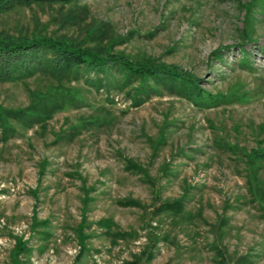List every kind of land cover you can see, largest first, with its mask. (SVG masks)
Instances as JSON below:
<instances>
[{
    "label": "rangeland",
    "instance_id": "rangeland-1",
    "mask_svg": "<svg viewBox=\"0 0 264 264\" xmlns=\"http://www.w3.org/2000/svg\"><path fill=\"white\" fill-rule=\"evenodd\" d=\"M78 5L87 17L76 26L56 22L57 5H33L1 14L0 33L81 39L101 21L111 37L125 40L115 53L175 65L211 96L200 102L155 85L138 97V82L122 89L116 73L89 75L88 82L47 72L0 80L3 108L27 107L33 92L61 89L71 98L60 99L63 108L43 126L11 121L15 133L5 138L0 130V264L10 261L19 239L29 249L20 255L26 264H125L148 249L150 233L158 243L152 260L141 257L140 264H224L217 241L227 264H264V211L248 180L257 170L264 196V160L248 163L253 151L264 152V0ZM125 160L155 178L160 200L184 196L183 216L152 219L122 206L134 200L150 209L156 201L153 187ZM34 218L47 225L32 229ZM103 219L113 222L109 235L96 225ZM82 222L85 253L77 263Z\"/></svg>",
    "mask_w": 264,
    "mask_h": 264
},
{
    "label": "trees",
    "instance_id": "trees-1",
    "mask_svg": "<svg viewBox=\"0 0 264 264\" xmlns=\"http://www.w3.org/2000/svg\"><path fill=\"white\" fill-rule=\"evenodd\" d=\"M78 2L79 0H0V15L18 7L28 8L33 5L37 7H52L57 5L59 10L56 22L62 27H70L78 25L81 17H87V8L79 6ZM64 8L65 11L62 12ZM110 34L107 24L101 21L92 22L88 25L81 39L64 35L53 36L39 31L16 35L0 33V80L15 81L21 78H31L38 72H47L54 76L71 77L73 79L85 77L88 82L89 75L111 79L116 73L121 74L122 80L119 87L122 89L138 82V85L133 88V93L138 97L155 90V85H165L171 91L184 92L189 97H193L200 102L204 101L206 96H211L210 93L205 92L197 85L191 75L180 70L175 65H167L153 58L132 60L124 54L115 53L113 46L118 42L121 43L124 38L111 37ZM218 52L219 49L215 53ZM52 92L54 94L59 92L58 97H53ZM52 92H33L30 104L22 109L12 110L0 106V130L2 136L5 138L9 133H15L12 122H18L25 127L31 128L34 125L43 126L50 120L55 112L63 108V101L60 99H63V97L70 98V93L67 90L54 89ZM161 141L162 138L153 146V150L156 149ZM251 154V159L248 162L250 165L255 166L257 162L264 160V152L262 151H253ZM125 164L128 170L143 174L146 181L154 189V199L156 201L150 209L134 200L120 202L122 206L138 208L146 212L152 219L162 216L172 218L183 216L185 209L184 196L178 199L160 200L157 196V188H155V178H151L144 168L131 160H125ZM164 169L162 170V175L165 172ZM248 180L252 199L264 211V196L260 189L261 181L258 178L257 170L253 169L249 172ZM223 219L221 218L220 224L224 223ZM83 222L77 229L78 237L81 239V250L76 257L77 263L85 253V248L82 244L85 240V235L82 233ZM46 225V221L38 222L34 218L31 227L35 229L38 226L45 227ZM96 225L105 229V233L108 235L111 234L113 227L111 220L103 219ZM115 235L120 236L117 233ZM157 243V235L150 233L148 249L142 252L139 257H135L133 261L125 264H140L141 257L151 261L153 250L156 248ZM214 247L215 254L220 261L227 264L220 242L217 241ZM28 252L27 243L21 242L19 239L7 264H26V261L21 259L20 255ZM234 264L243 263L242 260L238 259Z\"/></svg>",
    "mask_w": 264,
    "mask_h": 264
}]
</instances>
